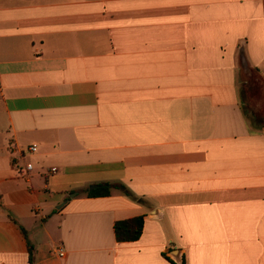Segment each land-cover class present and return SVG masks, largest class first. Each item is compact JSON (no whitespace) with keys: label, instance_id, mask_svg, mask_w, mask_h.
I'll return each instance as SVG.
<instances>
[{"label":"crops","instance_id":"0c3cea01","mask_svg":"<svg viewBox=\"0 0 264 264\" xmlns=\"http://www.w3.org/2000/svg\"><path fill=\"white\" fill-rule=\"evenodd\" d=\"M0 264H264V0H0Z\"/></svg>","mask_w":264,"mask_h":264},{"label":"trees","instance_id":"16d2710c","mask_svg":"<svg viewBox=\"0 0 264 264\" xmlns=\"http://www.w3.org/2000/svg\"><path fill=\"white\" fill-rule=\"evenodd\" d=\"M120 190L125 193L129 197H133L131 192L128 190L126 186L123 184H111V183H103L99 184L98 187L94 190H90L88 192L89 197H109L112 195L113 190ZM145 224V217L138 216L135 218L118 221L115 224V233L118 242H134L141 238L143 229ZM23 233L26 235V231L24 229ZM29 253H30V261L34 263V248L31 244H29Z\"/></svg>","mask_w":264,"mask_h":264},{"label":"built area","instance_id":"2783aa9c","mask_svg":"<svg viewBox=\"0 0 264 264\" xmlns=\"http://www.w3.org/2000/svg\"><path fill=\"white\" fill-rule=\"evenodd\" d=\"M29 151L31 153H36L38 152V146L37 145H32L29 148ZM34 170V164L33 163H28L25 168L24 171L22 172V176L24 178H28L31 175V172ZM54 172H56V169H53ZM56 252L62 257L65 256V249L63 247H59Z\"/></svg>","mask_w":264,"mask_h":264},{"label":"rangeland","instance_id":"374dc122","mask_svg":"<svg viewBox=\"0 0 264 264\" xmlns=\"http://www.w3.org/2000/svg\"><path fill=\"white\" fill-rule=\"evenodd\" d=\"M252 84H253V82L248 85L249 86V89H252V92L254 91V94H256L257 91H259V86L258 85L257 86H253Z\"/></svg>","mask_w":264,"mask_h":264},{"label":"water","instance_id":"95a60500","mask_svg":"<svg viewBox=\"0 0 264 264\" xmlns=\"http://www.w3.org/2000/svg\"><path fill=\"white\" fill-rule=\"evenodd\" d=\"M98 186H92L91 187V190H94V189H96ZM72 196H75V194H73Z\"/></svg>","mask_w":264,"mask_h":264}]
</instances>
